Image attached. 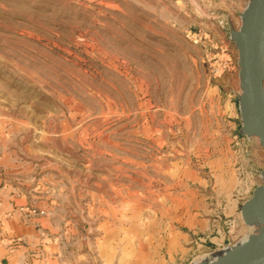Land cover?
Wrapping results in <instances>:
<instances>
[{"label":"rangeland","instance_id":"374dc122","mask_svg":"<svg viewBox=\"0 0 264 264\" xmlns=\"http://www.w3.org/2000/svg\"><path fill=\"white\" fill-rule=\"evenodd\" d=\"M248 1L0 0L1 253L195 264L258 233L241 217L264 171L240 133Z\"/></svg>","mask_w":264,"mask_h":264},{"label":"water","instance_id":"95a60500","mask_svg":"<svg viewBox=\"0 0 264 264\" xmlns=\"http://www.w3.org/2000/svg\"><path fill=\"white\" fill-rule=\"evenodd\" d=\"M242 16L238 46L242 94L239 97L242 132L255 137L264 146V0H249ZM262 184L256 187L250 200L241 208L247 226L257 224L252 246L228 261L215 264H264V171Z\"/></svg>","mask_w":264,"mask_h":264},{"label":"bare ground","instance_id":"6f19581e","mask_svg":"<svg viewBox=\"0 0 264 264\" xmlns=\"http://www.w3.org/2000/svg\"><path fill=\"white\" fill-rule=\"evenodd\" d=\"M235 41L237 42L238 46L242 43V37L240 33H236L234 35ZM253 235L242 239L238 244L234 247H227L223 250H220L216 253H213L203 259L200 262L195 264H215L219 262L228 261L232 258H235L237 255L244 253L252 246Z\"/></svg>","mask_w":264,"mask_h":264},{"label":"crops","instance_id":"0c3cea01","mask_svg":"<svg viewBox=\"0 0 264 264\" xmlns=\"http://www.w3.org/2000/svg\"><path fill=\"white\" fill-rule=\"evenodd\" d=\"M197 222H199L198 223L199 227L202 226V225L205 227L207 225L205 223V221H203V220H200V221H197ZM23 250L24 249L17 250L15 253H12V255H9V256H7V255L5 256V254L0 252V255H1L0 256V261L3 264H18L19 263V259H20V254H21V252H23Z\"/></svg>","mask_w":264,"mask_h":264},{"label":"built area","instance_id":"2783aa9c","mask_svg":"<svg viewBox=\"0 0 264 264\" xmlns=\"http://www.w3.org/2000/svg\"><path fill=\"white\" fill-rule=\"evenodd\" d=\"M240 133L242 134V135H244L247 139H249V138H251L252 136H248V135H246V134H244L243 132H242V129H241V131H240ZM262 174V173H261ZM263 179V178H262Z\"/></svg>","mask_w":264,"mask_h":264}]
</instances>
